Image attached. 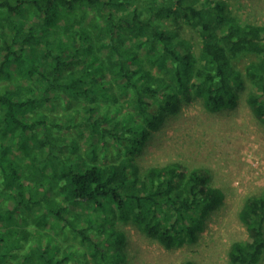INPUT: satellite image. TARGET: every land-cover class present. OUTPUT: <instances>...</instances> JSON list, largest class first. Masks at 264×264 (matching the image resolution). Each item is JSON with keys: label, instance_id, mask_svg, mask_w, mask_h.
Instances as JSON below:
<instances>
[{"label": "trees", "instance_id": "obj_1", "mask_svg": "<svg viewBox=\"0 0 264 264\" xmlns=\"http://www.w3.org/2000/svg\"><path fill=\"white\" fill-rule=\"evenodd\" d=\"M247 82L264 125V25L225 0H0V264H121L117 222L168 251L195 243L223 192L180 163L140 173L136 157L184 104L232 111ZM238 219L227 264H263L264 188Z\"/></svg>", "mask_w": 264, "mask_h": 264}, {"label": "rangeland", "instance_id": "obj_2", "mask_svg": "<svg viewBox=\"0 0 264 264\" xmlns=\"http://www.w3.org/2000/svg\"><path fill=\"white\" fill-rule=\"evenodd\" d=\"M225 1L232 16L264 25V0ZM181 36L198 49L195 32L185 28ZM253 60V54H243L236 65L244 70ZM251 91L247 82L238 93L237 107L223 114L208 112L202 101L194 98L151 134L136 157L140 173L169 163H180L188 170L199 168L207 173L209 185L223 192L224 200L195 243L169 251L133 224L117 222L114 227L124 238L121 264H180L186 260L195 264H227L230 245L246 240V230L238 219L240 209L247 198L260 195L264 188V125L247 104ZM117 159L110 149L103 162ZM7 162V166H15L11 159ZM58 240L62 247L74 243L70 237L61 236Z\"/></svg>", "mask_w": 264, "mask_h": 264}]
</instances>
